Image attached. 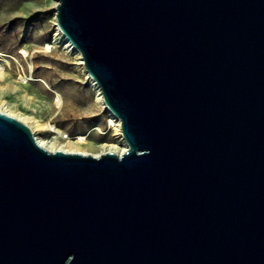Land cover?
<instances>
[{
	"label": "water",
	"instance_id": "95a60500",
	"mask_svg": "<svg viewBox=\"0 0 264 264\" xmlns=\"http://www.w3.org/2000/svg\"><path fill=\"white\" fill-rule=\"evenodd\" d=\"M119 156L0 113V264H264V0H57Z\"/></svg>",
	"mask_w": 264,
	"mask_h": 264
},
{
	"label": "rangeland",
	"instance_id": "374dc122",
	"mask_svg": "<svg viewBox=\"0 0 264 264\" xmlns=\"http://www.w3.org/2000/svg\"><path fill=\"white\" fill-rule=\"evenodd\" d=\"M54 16V0H0V53L6 56H0V65L5 66L7 77L0 81L1 97L15 109L35 114L64 133L62 137L49 132L46 138L65 143L69 139H62L67 135L74 139L92 132L89 141L94 145L120 144L79 57L67 51ZM32 76L44 83L20 82ZM57 95L60 107L55 103Z\"/></svg>",
	"mask_w": 264,
	"mask_h": 264
},
{
	"label": "bare ground",
	"instance_id": "6f19581e",
	"mask_svg": "<svg viewBox=\"0 0 264 264\" xmlns=\"http://www.w3.org/2000/svg\"><path fill=\"white\" fill-rule=\"evenodd\" d=\"M57 4H58V1L54 0V10H55L54 22H55V26H57V30L61 36V39H63L64 41L67 42V48H66L67 51L70 53H73L79 57V59H80L79 65L82 68L83 72H85V74L87 75V80H88V82H90L91 87H93V89L96 93L97 102L100 103L102 105L103 109L109 114V117L111 118L110 127L115 128L116 134L119 136V139H120V144H118V145L117 144L116 145L115 144H112V145H97L96 144V145H94L89 141V138H90L92 132H90L89 134L80 135L74 139L69 138V136L67 135L66 137H68L69 140L67 139L68 141H65V143L58 142L57 138H51V137L46 138L44 135L48 134L49 132L53 133L54 135H59L62 137H64V133L61 132L59 129H57L55 126H53L51 123L48 124V123L41 122L40 120L37 119V116H35V114L30 115V114H26V113H24L18 109H15L11 105H9V103L6 100H4L1 97V95H0V113L1 112L5 113V114L15 118L16 120L18 119L19 121H22L27 126H29V128L32 131V134L36 137L39 145L49 152L50 151L51 152L62 151V152H68V153L91 155V156L96 157V158L103 155V154L114 152L117 155L121 156L128 151L126 143H125L124 138H123V133H121V121L119 118H117L116 116H114L112 113L109 112V110L107 109V107L105 105L104 98H103L102 91H101L100 87L97 86L95 80H93L90 77V75L88 74V72H86L83 56H81L80 52L77 51L72 46V44L66 39L63 32H61L59 26L57 25V21H56V14H57L56 6H57ZM51 48H53V47H51ZM22 54L24 56H27V52H23ZM0 56H1V58L6 57L2 53H0ZM3 61L7 64L9 63L5 59H3ZM4 68H5V66L3 67V65H0V81L1 82H4L7 79L6 74L4 72ZM32 81L44 83V81L42 79H37V78H34L33 76L30 78L29 77L21 78V80H20V82L22 84H28L29 82H32ZM55 103L59 107L61 106L62 102H61L60 95H57V97L55 98ZM33 112H34V110H33ZM90 150L92 152H90Z\"/></svg>",
	"mask_w": 264,
	"mask_h": 264
},
{
	"label": "built area",
	"instance_id": "2783aa9c",
	"mask_svg": "<svg viewBox=\"0 0 264 264\" xmlns=\"http://www.w3.org/2000/svg\"><path fill=\"white\" fill-rule=\"evenodd\" d=\"M67 139H68V137H65V138H63L62 140L65 141V140H67Z\"/></svg>",
	"mask_w": 264,
	"mask_h": 264
}]
</instances>
